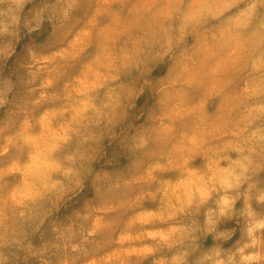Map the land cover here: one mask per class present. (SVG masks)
Instances as JSON below:
<instances>
[{
  "label": "clouds",
  "instance_id": "obj_1",
  "mask_svg": "<svg viewBox=\"0 0 264 264\" xmlns=\"http://www.w3.org/2000/svg\"><path fill=\"white\" fill-rule=\"evenodd\" d=\"M0 264H264V0H0Z\"/></svg>",
  "mask_w": 264,
  "mask_h": 264
}]
</instances>
